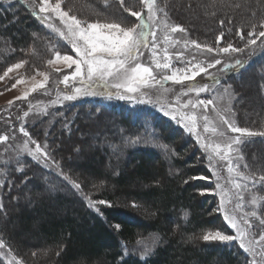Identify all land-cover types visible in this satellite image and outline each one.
<instances>
[{
    "label": "trees",
    "instance_id": "obj_1",
    "mask_svg": "<svg viewBox=\"0 0 264 264\" xmlns=\"http://www.w3.org/2000/svg\"><path fill=\"white\" fill-rule=\"evenodd\" d=\"M80 1L89 11L109 20L138 24L137 18L124 11L127 6L140 11L145 22L151 23L147 0H124L123 5L121 0ZM192 2L211 10L207 13L208 29L198 19L186 23L194 36L203 39L199 42L220 48L232 44L241 51L223 53L218 57L219 65L192 81L176 83L162 77L152 85L172 95L183 87L203 83L227 86L237 100L236 112L244 117L250 109L254 116L248 113L244 118L264 130V38H257L264 31V0H151L152 7L164 4L175 19L183 18ZM33 11L38 12L29 0H0V71L26 52L37 56L45 53L44 58L53 44L54 51L73 53L55 22L50 17L42 20L41 15L33 16ZM248 32H254L255 44L248 43ZM225 65L230 67L225 69ZM80 81L70 80L66 88L62 83L58 88L73 95L77 86H87ZM146 86L139 88L148 91ZM251 91L256 101L248 105L243 100ZM105 92L51 107L54 117L40 116L36 120L39 124L25 126L39 144L51 147L50 166L20 148L12 151L8 160L0 161V192L9 202L0 208L3 240L28 264H248L254 257L260 264V255L245 252L238 241L203 240V235L215 231L228 234L230 227L222 219L217 195L212 192L215 179L207 155L196 141L154 109L159 102L136 111L128 102ZM30 108H12L0 119L3 128L15 119H27ZM245 119L243 123L248 121ZM56 120L59 128L54 125L52 129L58 134L42 131L41 125ZM94 125L98 135L92 138L96 144L92 156L99 163L85 161L74 167L73 155L63 156L62 141L76 133L72 150L76 155L81 152L79 142H88L87 133L96 132ZM81 134L83 138L78 137ZM61 136L65 139L60 140ZM243 144L247 165L264 175V137H248ZM117 152L123 153L128 165L106 169L110 154ZM57 159L61 165L56 164ZM74 182L83 189H77ZM29 189L30 195L21 202L19 196ZM101 200L106 203L90 206Z\"/></svg>",
    "mask_w": 264,
    "mask_h": 264
},
{
    "label": "rangeland",
    "instance_id": "obj_2",
    "mask_svg": "<svg viewBox=\"0 0 264 264\" xmlns=\"http://www.w3.org/2000/svg\"><path fill=\"white\" fill-rule=\"evenodd\" d=\"M29 1L32 3L33 7L39 11V0ZM56 2L57 0H49V3L53 6ZM60 4L62 11L67 12L70 16H75L78 20L84 22L85 26L87 23L93 22L119 23L121 27L128 26L130 23H135H121L109 20L100 13H96L91 10L89 11V9H87V7L84 6L80 0H60ZM163 5L164 4L160 3L158 7H152V12L149 13V15L153 17L150 23L151 30L147 36L149 48H141L143 55L138 58L141 64L152 70L155 79H148L147 82H141L136 85L137 88L149 85L148 91H146V89L139 88L136 93L129 94L132 95L134 99L120 100L128 102L136 111L140 110L142 105H151L155 102H159L157 106H153L154 109L158 110L162 115L168 117L169 119L174 120V122L179 125L188 136L192 137L194 141H196L197 145L201 147L203 152L207 155L209 170L215 179V187L212 192L217 195L220 208L222 206L223 210H220L222 219H224L225 214L229 215L242 231L248 233L245 237L246 245L249 240L252 241V246L254 248L253 253H259L260 264H264V259H262V257H264V247L257 242L259 239V232L264 231V227L259 225V218H264V184H253L251 176L255 175L258 178L260 175L256 174L252 170L251 166L247 165L245 162L244 147L242 146L245 144H243V140L245 142L249 136L244 135L243 137H240L239 133H232L227 128V125L223 123L221 117L230 120L236 127H243V124H245L246 126L253 127L251 130L253 132H262L264 130L261 129L260 125L256 124V127L254 123L250 122L252 119L249 121V119L244 118L248 113H250V116H254L250 109H247V112L245 111L244 117H242L240 113L238 114L236 112L238 106L236 103L237 100L233 91H231V89L227 86L213 87L212 85H208V83H203L183 87V90H179L172 95L171 93L169 94L166 91L157 89L152 85L153 82L157 80L159 81L162 77L171 76L173 71L176 72L178 77H182L185 75L191 76L192 70L195 69L197 75L192 79H182L179 82L176 80H170L171 82L176 83H183L188 80L192 81L207 72L210 68V64L215 65L216 60L221 61L218 57L224 55L222 52L217 51V49L221 47V45L219 46L218 44H208V46L212 47L214 51L212 53L207 52L204 48L205 45H202L201 42H199L203 39H200L201 37L199 36H194L190 27L187 26V24H191V20L196 21L198 19L199 22H202L204 27L208 29L210 21L207 18V13H211L209 6H202L201 4L192 2V5L190 4V8H187L189 12H184L183 18L181 16L179 17L181 19H175L169 11L168 13L166 12ZM232 7L237 8L236 5H233ZM132 10L136 11L134 8H132ZM198 13H201L202 15ZM49 17L55 22V27H59L65 35H67L65 25L59 19V15L57 13H51ZM174 28L177 30L173 31ZM180 29H183V31H180ZM137 31H139V29H137ZM153 31L157 34L156 51L158 55L156 59L164 62V55L165 52H167L170 63L169 69H157L155 67L154 58L150 50L151 41L153 39L151 34ZM193 40L200 44L201 48H196V46L192 43ZM68 47V49L73 52L72 54L54 51L53 49L55 48V44H53L47 53V56L44 58L43 56L45 53L41 56H37L34 55V53L29 54L26 52L22 54V57L17 59V61L12 62L0 71V119H3L6 113L12 108L16 110L17 107H19L21 111L26 109L28 106L31 107L29 110L30 113H28L29 115L26 116L27 119L24 118L18 122L17 120L19 119H15L10 126L4 128V122L0 123V161L8 160L12 151H16V148L23 149L26 152H34L36 145L30 143V139H35L31 137L30 133L29 136H24L21 129L23 128L24 131L27 132L25 126H27L28 123L39 124L36 120L39 119L40 116L54 117L55 114L52 111V108L56 106L62 107L67 102L63 99L67 93L60 91L58 86L62 83V86L64 85L63 87L66 88L65 83H63V77L65 75L70 77L69 81L73 80L71 76L75 71V65H72V67L69 68L62 59L58 60L56 56L57 53H59L60 56L69 55L75 59L76 54L72 49L71 43H69ZM229 54H232V52ZM177 57L180 58L178 59ZM49 61H52V63H49ZM16 64H19L20 67H13V65ZM201 68L205 69V72H201ZM5 73H7V75H5ZM41 73L44 75H41ZM84 79L86 80V77ZM75 80H81V78L78 77ZM42 81L44 82L43 87H40L39 85ZM248 82L251 87H253V82L251 80H248ZM112 83V81L109 82V88L105 93L106 95L111 93L113 99H119L118 97L123 93V89L121 90V93H117L116 89L111 86ZM77 87H81L82 89L87 88L85 85H79ZM75 89L73 95L76 97H91L99 95H84L83 93L78 94L75 92ZM198 89H204V91H197ZM88 90L99 92L98 89ZM25 93H27V96H25ZM55 95H57L56 98ZM21 97H23V99H20ZM199 100H210L212 103L207 107L198 105L195 109H192L190 104H198ZM252 100L256 101L254 91L246 94L243 101H247L246 103L251 105ZM170 109H175L176 119L172 118L173 113L169 111ZM165 111H169V115H165ZM182 116L196 117V134L190 132L184 127L187 120H180V117ZM244 119L248 121L243 123ZM52 123L47 122L41 125L42 131L48 133V135L58 134V131H54L52 127L55 125L56 129H58L59 125L57 123H59V121L56 120V122ZM69 125L70 124H67V126ZM92 128L95 130L97 129V126L94 125ZM205 128L207 130H205ZM87 135L89 137L88 142L84 143L81 142L82 140L80 142L78 141L81 152L76 155L72 154V150L74 148L73 143H77L76 133H73L72 137L69 138L68 141H62V149L64 150L63 156L65 158L73 155L72 161L74 163V167L84 163L85 161H94L95 164L99 163V159L92 156L93 145H96L94 139L92 138L98 135V131L92 133L88 132ZM78 137L83 138L82 134ZM236 137H240V143L236 142ZM62 138L65 139V137L61 136L60 140H63ZM36 143L38 142L36 141ZM99 144L101 145V143ZM262 150L264 153V149ZM14 156L15 153L13 157ZM123 158L122 152L113 153V155L110 154L109 164L107 162L105 165L106 169H108V166H116L121 163L124 166H127L129 162ZM56 161V164H62L61 159H57ZM244 177L249 178L245 180ZM76 184L77 183L73 185L75 186ZM237 184L240 185V188L236 187ZM79 185L80 188L83 187L81 184ZM46 192L51 193L52 191L46 189ZM30 193V189L23 192L19 196V200L21 202L26 201V198L30 195ZM43 194V192L40 193V195ZM4 202L9 203L8 200H3L0 192V208L6 206ZM91 204L93 203L91 202ZM253 211L257 213V217L251 216ZM242 218H247L249 222L256 225V227L249 230L243 224ZM224 221L228 223L230 227V232L227 235H236V229L232 228L227 220L224 219ZM12 227L15 230L17 229L15 225H12ZM224 234L226 233L224 232ZM22 238L30 243L32 242L29 238ZM0 241L4 242L3 244H0V263L28 264L17 251L12 249V247L9 246L5 240H3L1 235Z\"/></svg>",
    "mask_w": 264,
    "mask_h": 264
},
{
    "label": "snow or ice",
    "instance_id": "obj_3",
    "mask_svg": "<svg viewBox=\"0 0 264 264\" xmlns=\"http://www.w3.org/2000/svg\"><path fill=\"white\" fill-rule=\"evenodd\" d=\"M20 3H24V0H19ZM149 13L152 12V4L151 0H147ZM121 4H124V0H121ZM124 11L130 13L132 17L137 18L139 23H130L128 26L121 27L119 23H101V22H93L87 23L86 26L84 22L78 20L75 16H70L67 12L61 10L60 0H57L56 4L53 6L49 3V0H39V11H33V16L41 15L42 20H47L51 13H57L59 15V19L65 25L67 30V35L64 32H61L60 35L69 41L72 45V49L75 51L76 58L74 59L72 56L64 55L60 56L57 53L56 58L58 60L62 59L67 67L71 68L72 65H75V71L72 73L71 78L75 80L76 78H81V84H86L87 88L77 87L75 89L76 93H83L84 95H95V94H103L104 90L109 88V82L112 81V87L116 89L117 93H121L123 89V93L119 95V99H129L132 100L134 97L132 93H136L138 88L136 85L141 82H147L148 79H155L153 76L152 70L149 67L144 66L138 60V58L143 55L141 52V48H149V41L147 40V36L149 34L150 25L145 22L142 17V13L140 11H134L131 8L125 6ZM149 20H152L153 17L149 15ZM223 23V21H221ZM261 27H264V24H261ZM139 29V31H137ZM177 29H173L176 31ZM183 31V29H180ZM254 32H248V43L255 44L256 41L252 39ZM153 39L151 41L150 50L152 56L154 58L155 67L157 69H169V57L167 52L164 55V62H161L157 57V34L152 32ZM257 38H264V31H260L258 33ZM243 39V36L241 37ZM220 37H217V42H219ZM192 43L196 46V48H201V45L198 44L195 40ZM204 48L207 52L212 53L214 49L210 46L205 45ZM218 52L227 53L238 52L241 51L239 48H234L232 44H228L227 47H222L217 49ZM178 59L180 57H177ZM52 63V61H49ZM221 63L220 60H216L215 64L219 65ZM237 65L240 64L239 61L236 62ZM214 65H209V67H213ZM13 67H20L19 64L13 65ZM229 65H225V69L229 68ZM201 72H205V69L201 68ZM7 75V73H5ZM41 75H44L41 73ZM197 75L195 69L192 70L191 76H182L178 77L176 72L173 71L171 76H165V79L168 80H176L179 82L182 79H192ZM86 77V80L84 79ZM70 77L65 75L63 77V83L67 84L69 82ZM43 81L40 82V87H43ZM88 89H99L100 91H89ZM197 91H204V89H198ZM27 96V93H25ZM111 93H109V97ZM77 97L75 95H65L63 97L66 101H73ZM20 99H23L21 97ZM210 100H199L198 104H190L192 109H195L198 105H203L207 107L211 104ZM173 113L172 118L176 119L175 109H170ZM169 111H165V115H169ZM187 120L184 124V127L188 129L190 132L195 133V124L196 117L195 116H187L180 117V120ZM223 123L227 125V128L232 133H239L240 137L247 135L249 137L252 136H262L264 137V131L262 132H253L245 127H236L233 123L221 117ZM205 130H207L205 128ZM24 136H29V133L24 131L22 128ZM198 135V134H197ZM240 137H236V142L240 143ZM30 143L35 144L34 152H29V155L33 157V159L43 160L46 165H48V159L52 154V149L47 144L41 145L36 143L35 140L30 139ZM50 166V165H48ZM247 167V165H246ZM206 179V177H201ZM249 177H244L247 180ZM253 184H264V175H260L258 178L255 175L251 176ZM75 187L77 189L80 188L79 184H76ZM237 188H240V185H236ZM100 205L105 204L106 202L101 200L98 202ZM90 206L95 207V203ZM219 210H223L222 206ZM96 211L99 212V208H96ZM252 217H257V213L253 211L251 213ZM224 219L229 222L232 228L236 229V235H227L222 231H216L214 233H208L203 235L204 241H218L222 243L239 241L240 248L244 249L245 252H253L254 248L252 246V241L249 240L247 245L245 243V237L248 235L247 232L242 231L237 223L233 220L232 217L225 214ZM243 224L249 229H253L256 225L249 222L247 218H242ZM259 225L264 227V218H259ZM117 227H119L117 225ZM258 243L264 247V231L259 232ZM3 241H0V244H3ZM256 255H260L256 253ZM264 259V257H262ZM248 264H258L255 257L248 262Z\"/></svg>",
    "mask_w": 264,
    "mask_h": 264
}]
</instances>
